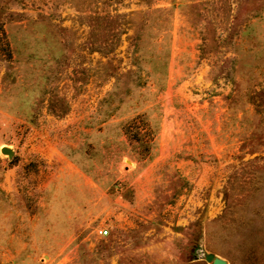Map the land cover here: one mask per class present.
Returning a JSON list of instances; mask_svg holds the SVG:
<instances>
[{"label": "rangeland", "instance_id": "rangeland-1", "mask_svg": "<svg viewBox=\"0 0 264 264\" xmlns=\"http://www.w3.org/2000/svg\"><path fill=\"white\" fill-rule=\"evenodd\" d=\"M4 145L0 264H264V0H0Z\"/></svg>", "mask_w": 264, "mask_h": 264}, {"label": "water", "instance_id": "water-1", "mask_svg": "<svg viewBox=\"0 0 264 264\" xmlns=\"http://www.w3.org/2000/svg\"><path fill=\"white\" fill-rule=\"evenodd\" d=\"M1 152L7 154L8 158H12L14 156V150L8 146L4 145L1 148ZM201 259H204L206 262L210 264H227V260L221 256L215 255L213 253H207L205 251L202 252V255L200 257Z\"/></svg>", "mask_w": 264, "mask_h": 264}, {"label": "built area", "instance_id": "built-area-1", "mask_svg": "<svg viewBox=\"0 0 264 264\" xmlns=\"http://www.w3.org/2000/svg\"><path fill=\"white\" fill-rule=\"evenodd\" d=\"M99 233L101 234H106L107 233V229L103 228L99 230Z\"/></svg>", "mask_w": 264, "mask_h": 264}]
</instances>
